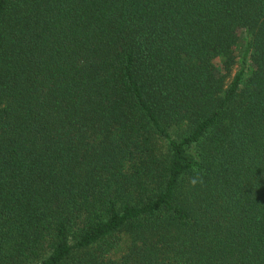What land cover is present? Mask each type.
Returning a JSON list of instances; mask_svg holds the SVG:
<instances>
[{
  "label": "trees",
  "instance_id": "16d2710c",
  "mask_svg": "<svg viewBox=\"0 0 264 264\" xmlns=\"http://www.w3.org/2000/svg\"><path fill=\"white\" fill-rule=\"evenodd\" d=\"M0 264H264V0H0Z\"/></svg>",
  "mask_w": 264,
  "mask_h": 264
},
{
  "label": "clouds",
  "instance_id": "9594fccd",
  "mask_svg": "<svg viewBox=\"0 0 264 264\" xmlns=\"http://www.w3.org/2000/svg\"><path fill=\"white\" fill-rule=\"evenodd\" d=\"M193 183H195V181H193Z\"/></svg>",
  "mask_w": 264,
  "mask_h": 264
}]
</instances>
